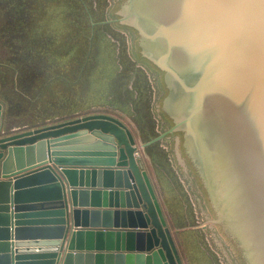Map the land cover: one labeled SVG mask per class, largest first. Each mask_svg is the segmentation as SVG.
<instances>
[{
  "label": "water",
  "instance_id": "water-1",
  "mask_svg": "<svg viewBox=\"0 0 264 264\" xmlns=\"http://www.w3.org/2000/svg\"><path fill=\"white\" fill-rule=\"evenodd\" d=\"M120 9L231 264H264V0ZM4 108L0 264H185L126 123L90 113L6 134Z\"/></svg>",
  "mask_w": 264,
  "mask_h": 264
},
{
  "label": "rangeland",
  "instance_id": "rangeland-1",
  "mask_svg": "<svg viewBox=\"0 0 264 264\" xmlns=\"http://www.w3.org/2000/svg\"><path fill=\"white\" fill-rule=\"evenodd\" d=\"M10 2L9 8L0 7V101L5 107V133L90 113L122 117L131 128L140 129L144 142L166 133L155 143L154 155L169 168V172H159L161 179L163 174L178 186L175 193L163 177L167 200H175L181 208L173 221L183 229L175 235L188 264H231L178 132L167 133L174 120L164 103L165 93L121 14L120 0ZM17 7L20 14L9 12ZM10 16H17L25 28L7 43L1 28L7 27ZM52 48L67 50H60L63 53L57 57ZM50 52L56 57L59 75L63 74L61 80L51 76L56 69L47 61ZM83 52L91 59L82 65ZM32 61L38 63L29 66L30 72L20 70ZM75 68L82 72L70 81L68 75L78 73ZM45 82L48 87L43 86ZM172 175L176 178L168 179ZM180 194L185 210L176 199Z\"/></svg>",
  "mask_w": 264,
  "mask_h": 264
},
{
  "label": "crops",
  "instance_id": "crops-1",
  "mask_svg": "<svg viewBox=\"0 0 264 264\" xmlns=\"http://www.w3.org/2000/svg\"><path fill=\"white\" fill-rule=\"evenodd\" d=\"M119 119H121L124 123H126L129 128L132 130V132L134 133L135 135V138L137 139V142L139 144V140L141 141V146H142V149H140V157L143 159V163L145 165V168L146 170L148 171L150 177H151V180H152V183L155 187V190L158 194V197H159V200L162 204V207H163V210H164V214L167 218V221L174 233V236H175V239H176V242H177V245H178V248H179V251L181 252V255H182V258H183V261L185 264H188V261L186 259V255H185V252H184V249H183V246L180 244L178 238L176 235H178V229L180 230V233L181 231L183 232V229L182 228H177L176 225L174 224V219H176L177 217V213H180L181 211V208L177 207V204L174 200L173 203L169 202L167 200V195H166V191H165V182L163 180V177L164 175L162 174V179H161V175H160V171L162 172H165L166 170L169 172V168H166L164 167V165L159 161V159L157 158V156L155 157L154 155V145L155 143H157V141L155 142H151L149 144H147L146 146H143L144 142L143 140H145L143 137H142V132L140 131V129H134L133 127L131 128L132 124L130 125V123L128 124L127 122H125L122 117H118ZM138 127V126H137ZM150 141V140H149ZM147 141V142H149ZM159 141V140H158ZM148 150V152H147ZM186 162V161H185ZM172 169V168H171ZM174 171L172 170V173ZM159 176V177H158ZM176 178L174 175L171 176H168V179H173ZM165 178V177H164ZM167 180V178H165ZM168 181V180H167ZM171 188L174 190L175 193H178V186H177V183L173 182V181H168ZM181 196L180 197H177L176 199L180 202V207H181V202H182V205L184 206V210L186 209V204L184 202V198H183V194H180ZM175 232H176V235H175Z\"/></svg>",
  "mask_w": 264,
  "mask_h": 264
},
{
  "label": "trees",
  "instance_id": "trees-1",
  "mask_svg": "<svg viewBox=\"0 0 264 264\" xmlns=\"http://www.w3.org/2000/svg\"><path fill=\"white\" fill-rule=\"evenodd\" d=\"M5 2L6 3H8V6H6V4H5ZM3 1V0H0V7L1 8H3V6H5V7H11V2H10V0H6V1ZM21 2V1H20ZM21 8V4H19V9ZM10 11H12L13 12V14L15 15L16 14V11H17V14H20V10H18V7H17V9L15 8V9H9V12ZM26 18V17H25ZM16 19H17V16H10V19L8 20V21H6L7 22V27H2L1 28V37L2 38H5L6 39V41H7V43H9L10 41H12V37L13 36H17V35H22V31L24 30V28H25V23H23V22H17L16 21ZM30 25H32V24H30ZM22 27H24V28H22ZM20 29H22V31H20ZM8 39V40H7ZM52 50H53V53L54 52H57L58 54H57V57L59 56V55H61V53H63V52H65L67 49H53L52 48ZM60 50H64L63 52H61ZM49 55H51L50 57H51V60H48L47 59V61L49 62V63H51V65H52V67L53 68H55L56 69V74H52L51 76H52V78H54V77H59L58 78V80H61V78L63 77L62 75H59V73H58V71H61L58 67H57V65L55 64V60H54V58L56 59V57L54 56V54H52V52H50V54ZM82 65H83V63H88L89 62V59H91V57H89V58H87V54H84V52H83V54H82ZM85 59H86V62H85ZM90 62H91V60H90ZM37 63L38 62H34V61H32L30 64H27V65H24V68H20V70L21 71H27V72H30V68H29V66L31 65V64H34V66L35 65H37ZM36 69V67L34 68V70ZM78 68H75L74 70H77ZM82 72V70L81 69H78V73H70L69 75H68V77H69V79H70V81H72L71 79L73 78V80H75V79H78L79 77H80V74L79 73H81ZM64 73V72H63ZM43 86L44 87H48L49 86V82H45L44 84H43ZM3 102V101H2ZM6 110V109H5ZM44 125V124H43Z\"/></svg>",
  "mask_w": 264,
  "mask_h": 264
}]
</instances>
